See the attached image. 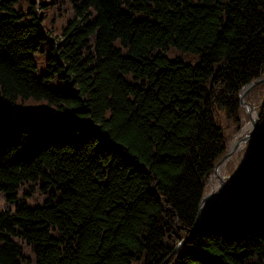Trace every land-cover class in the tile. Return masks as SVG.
<instances>
[{
  "label": "trees",
  "instance_id": "1",
  "mask_svg": "<svg viewBox=\"0 0 264 264\" xmlns=\"http://www.w3.org/2000/svg\"><path fill=\"white\" fill-rule=\"evenodd\" d=\"M262 76L264 0H0V264H264Z\"/></svg>",
  "mask_w": 264,
  "mask_h": 264
},
{
  "label": "water",
  "instance_id": "2",
  "mask_svg": "<svg viewBox=\"0 0 264 264\" xmlns=\"http://www.w3.org/2000/svg\"><path fill=\"white\" fill-rule=\"evenodd\" d=\"M263 80H264V77L252 81V82L249 83L248 85L244 86V87H243L244 89L242 88V89H243V92H242V94L239 95V100H238V101H239V104H243V105L245 106V111H246L248 117H249V112H250L251 110H253V109H252L248 104H246V103L243 102L242 97H243L244 93H245V92H246L251 86L256 85L257 83H259V82H261V81H263ZM249 122H250V126H251V128H250V130L245 134V136H243V138H242L243 142H245L247 139H249V138L252 136V134H253V132H254V129H255V126H256V118H255V120H254L253 122H251V121H250V118H249ZM235 149H236V148H232V150H231L230 152L225 153V154H224L222 157H220V159L215 163L211 175H215V177H216V179H217V181H218V190H217L215 193H213V194L208 193V194H206V195H203V196L200 198L199 203H198V208H197V216H196V219H195V225H196V226L198 225V219H199V216H200V214H201V209H202V208H205V207L208 205V203H209L213 198L217 197L219 194H221V193L224 191L223 178L220 177L219 175H217V174L215 173V172H216L215 170H216V167L220 164V162H221L222 160H224L225 157L229 156V155H230ZM161 264H163V262H162Z\"/></svg>",
  "mask_w": 264,
  "mask_h": 264
},
{
  "label": "rangeland",
  "instance_id": "3",
  "mask_svg": "<svg viewBox=\"0 0 264 264\" xmlns=\"http://www.w3.org/2000/svg\"><path fill=\"white\" fill-rule=\"evenodd\" d=\"M37 74H39V73H37ZM262 77H264V76H262ZM262 77H260V78H262ZM259 79V78H258ZM257 80V79H256ZM264 81V80H263ZM263 81H261V82H263ZM261 82H259V83H261ZM259 83H257V84H259ZM256 84V85H257ZM253 86H255V85H253ZM253 86H251L248 90H250ZM247 90V91H248ZM247 93V92H246ZM245 93V94H246ZM245 96V95H244ZM243 100V102L244 103H246V104H248L252 109H253V107L249 104V103H247L245 100H244V98L242 99ZM239 106H240V108L242 109V111L244 112V114H245V116H246V121L243 123V125L241 126V128L240 129H238L236 132H234V133H229V136H227V142H226V148H227V146L229 145V142L230 141H232L236 136H238V135H242V136H245V134L250 130V128H251V126H250V128L249 129H247V130H245L244 131V133L242 132V134H240L241 133V131H242V129L245 127V125L246 124H248L249 123V117H248V115H247V113H246V111H245V106L243 105V104H239ZM253 111H254V109H253ZM251 121V120H250ZM244 134V135H243ZM247 141H245V142H243L242 143V145H240V147L239 148H236L229 156H227V157H225V159H224V164H223V168H222V171H221V177H223L224 178V176L226 175V173H228L226 176L228 177L229 176V174H230V172L231 171H233L234 170V165H230V163L228 162L227 163V161H230L231 159H232V157H235L237 154H239L240 153V151L242 150V148L244 147V145H245V143H246ZM226 148H225V152H224V154L225 153H227L226 152ZM223 154V155H224ZM222 155V156H223ZM221 156V157H222ZM223 161V160H222ZM221 161V162H222ZM232 166V167H231ZM212 176V177H211ZM212 178V179H211ZM216 177H215V175H210V178H209V180L207 181V187H206V191H205V193L203 194V195H206V194H208L209 193V191H210V186H211V183H213L214 185H217V189H218V181H217V179H215ZM217 182V183H216Z\"/></svg>",
  "mask_w": 264,
  "mask_h": 264
},
{
  "label": "bare ground",
  "instance_id": "4",
  "mask_svg": "<svg viewBox=\"0 0 264 264\" xmlns=\"http://www.w3.org/2000/svg\"><path fill=\"white\" fill-rule=\"evenodd\" d=\"M243 88V87H242ZM244 89V88H243ZM243 89H241L240 90V92H239V95L240 94H242V92H243ZM247 92V91H246ZM245 92V93H246ZM245 93H244V95H245ZM244 95H243V97H244ZM243 97H242V99H243ZM249 118H250V120H251V122H253L254 120H255V118H256V116H255V112L253 111V110H251L250 112H249ZM250 128V122L248 123V124H246L245 125V127L242 129V131H241V133L240 134H242V132L244 133V131L245 130H247V129H249ZM244 135V134H243ZM242 138H243V136L242 135H238V136H236L232 141H230L229 142V145L227 146V148H226V152L228 153V152H230L231 150H232V148H239L240 147V145H242V143H243V140H242ZM251 138V137H250ZM248 140V139H247ZM246 140V141H247ZM227 163H228V161H227ZM223 164H224V160L222 161V162H220V164L216 167V174L217 175H219L220 177H221V171H222V168H223ZM232 167V166H231ZM212 177V176H211ZM223 178V177H222ZM212 179V178H211ZM216 179V178H215ZM217 183V182H216ZM218 189H217V185H214L213 183H211V186H210V191H209V193L210 194H213V193H215L216 191H217Z\"/></svg>",
  "mask_w": 264,
  "mask_h": 264
}]
</instances>
